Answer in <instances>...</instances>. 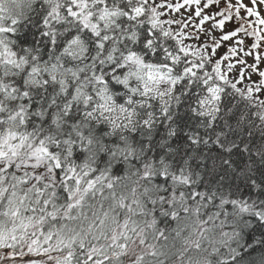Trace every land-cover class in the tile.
<instances>
[{
  "label": "snow or ice",
  "instance_id": "obj_1",
  "mask_svg": "<svg viewBox=\"0 0 264 264\" xmlns=\"http://www.w3.org/2000/svg\"><path fill=\"white\" fill-rule=\"evenodd\" d=\"M0 264H264V0H0Z\"/></svg>",
  "mask_w": 264,
  "mask_h": 264
},
{
  "label": "rangeland",
  "instance_id": "obj_2",
  "mask_svg": "<svg viewBox=\"0 0 264 264\" xmlns=\"http://www.w3.org/2000/svg\"><path fill=\"white\" fill-rule=\"evenodd\" d=\"M244 2H245V3H247V2H248V0H244ZM249 62H251V61L249 60ZM25 259H27V258H25Z\"/></svg>",
  "mask_w": 264,
  "mask_h": 264
},
{
  "label": "trees",
  "instance_id": "obj_3",
  "mask_svg": "<svg viewBox=\"0 0 264 264\" xmlns=\"http://www.w3.org/2000/svg\"><path fill=\"white\" fill-rule=\"evenodd\" d=\"M242 15H243V12H242Z\"/></svg>",
  "mask_w": 264,
  "mask_h": 264
}]
</instances>
